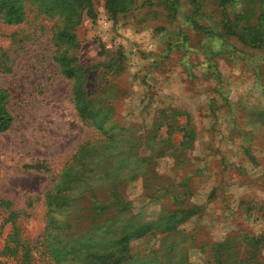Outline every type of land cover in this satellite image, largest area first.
<instances>
[{
    "label": "rangeland",
    "instance_id": "374dc122",
    "mask_svg": "<svg viewBox=\"0 0 264 264\" xmlns=\"http://www.w3.org/2000/svg\"><path fill=\"white\" fill-rule=\"evenodd\" d=\"M45 1L24 0L20 23L0 18V101L12 116L0 129V264H84L77 243L52 250L67 218L50 201L67 169L114 163L108 156L146 169L121 187L132 213L155 221L201 208L168 241L134 242L124 264H158L154 249L162 264L172 243L205 264V248L229 238L237 264H252L239 258L264 233V49L223 35L225 7L214 0H134L117 17L105 0H91L88 16L79 0L72 37H60L62 7ZM224 1L228 14L244 12L236 23L253 20L251 0Z\"/></svg>",
    "mask_w": 264,
    "mask_h": 264
},
{
    "label": "trees",
    "instance_id": "16d2710c",
    "mask_svg": "<svg viewBox=\"0 0 264 264\" xmlns=\"http://www.w3.org/2000/svg\"><path fill=\"white\" fill-rule=\"evenodd\" d=\"M23 1L0 0V18L9 24L22 22L25 16ZM77 1L79 0H49L47 3L45 1L48 10H53L60 5L61 12L66 15L67 25L60 37H72L71 32L80 22V15L74 8V3ZM84 1L89 4L86 8L88 16H91V0ZM186 1L191 5L202 2V0ZM214 1L221 8L225 7L221 10L223 35L236 37L243 44L264 49V0H251L254 6L252 11L248 10V12L251 13L250 17L253 20L251 22L247 20L245 24L236 23L238 15L244 12L232 16L226 12L227 6L224 0ZM175 2H181V0H175ZM133 6L134 0H105L104 7L111 16L117 17L122 12L130 11ZM248 12L243 17L249 19ZM69 56L68 53L63 56L64 65L69 74L76 73L77 69L71 66L73 59ZM88 114L91 116L94 113L89 112L87 108L81 109L82 117ZM97 114L98 112H95L94 116ZM11 120L12 116L0 101V129L8 128ZM186 144L184 140L180 143V156L184 155ZM108 146L105 145V147ZM108 158H113L114 163H110V159H105L104 164L92 168L88 162L81 161L80 164L67 169L52 196L53 201H50L55 211L61 213L65 210L64 215L67 218L56 221L58 230L51 236L50 243L55 245L52 250L65 252L69 248L67 244L77 243L73 245V250H79L85 255L84 264H124L129 258L134 257L131 249L134 242L154 235L162 237L161 241L164 243L170 239L172 233L177 232L184 222L197 215L201 209L197 206L179 208L162 214L155 221L147 220L141 213H132L131 204L122 195L121 187L128 178L137 177L139 174L136 172L142 173L146 169L142 171L141 166L127 157L119 161L115 156H108ZM123 163H126L125 167L120 170L117 164ZM87 172L99 174L101 181L97 185L91 184V180L86 176ZM248 239L252 241L250 246L253 254L246 259L239 258V262L244 263L248 260V262L252 261V264H264V233ZM229 240L210 246L211 250L205 248V253L209 257L205 264H237V254L233 252V246L230 245ZM175 245L174 243L165 245L169 250L166 251L165 261L162 264H193L187 256L185 246L177 243ZM160 252L161 250L158 249L151 251L158 264H160L158 257L162 254Z\"/></svg>",
    "mask_w": 264,
    "mask_h": 264
}]
</instances>
